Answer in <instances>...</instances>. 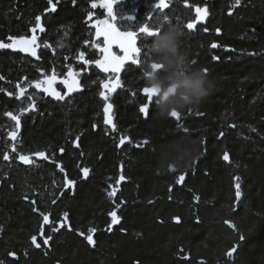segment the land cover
I'll return each instance as SVG.
<instances>
[{"label": "trees", "instance_id": "trees-1", "mask_svg": "<svg viewBox=\"0 0 264 264\" xmlns=\"http://www.w3.org/2000/svg\"><path fill=\"white\" fill-rule=\"evenodd\" d=\"M92 2L60 0L52 13L45 11L51 7L48 0H0V42L35 34L39 45V59L18 49H0L4 78L0 79V261L264 264V0H241L238 6L235 0H166L169 8L163 11L153 10L158 0H120L128 10L139 8L137 20L129 21L133 27L143 20L150 27L160 26L165 14L171 24L179 21L182 50L196 61L193 66L208 69L215 88L200 105L181 111L179 122L169 114L159 116L156 107L145 118L138 111L143 96L132 95L146 86L144 67L129 71L126 87L109 101L116 113L115 131L104 124V102L99 96L108 74L77 59L80 52L88 60L101 57L93 47L96 42L103 46V38L97 41L95 36V25L107 18V10L91 8ZM186 3L191 7L186 8ZM196 6L208 8L207 32L204 27L189 32L184 26L196 17ZM177 9L182 19L175 15ZM37 15L45 32L31 31ZM213 42L219 47L211 48ZM69 67L81 73L82 90L59 101L35 88L33 82L52 75L54 69V87L66 93L62 79ZM20 88L26 89L24 96H19ZM32 101L34 109L29 108ZM7 113L19 117V128ZM177 123L189 131L185 133ZM122 137L128 139L118 146ZM193 147L196 155L188 166H162L163 160ZM37 152L48 158L35 156ZM225 152L228 161L223 159ZM20 155L34 163H23ZM83 168L90 169L87 179ZM121 174L126 179L117 185ZM181 174L185 181L177 183ZM236 177L241 184L239 200ZM66 180L76 181L74 188H66ZM113 188L116 193L110 197ZM113 210L121 219L108 231V213ZM65 212L71 230L66 225L54 231ZM40 213L49 214V224H44ZM41 225L45 237L52 236L49 245L39 235ZM90 228L97 229L94 246L85 239ZM33 235L40 248L32 244Z\"/></svg>", "mask_w": 264, "mask_h": 264}, {"label": "snow or ice", "instance_id": "snow-or-ice-1", "mask_svg": "<svg viewBox=\"0 0 264 264\" xmlns=\"http://www.w3.org/2000/svg\"><path fill=\"white\" fill-rule=\"evenodd\" d=\"M60 2V0H56V3H53V0H48V4L51 6L50 9H46V12H52L55 13L57 9V4ZM120 0H99V3L96 2V0H93L91 3V8L97 9L99 8L101 11L107 10V18L103 20H98L95 25V36L97 38V41L102 39L101 46L100 42H96L93 47L98 49L101 53V57L99 59L95 60H88L85 59L84 52H80L77 59L80 61H83V65L87 66L90 64H94L97 68L102 70L103 73L109 74V78L107 80L102 81V86L104 91L99 92V96L104 102L103 107V113H104V124L111 126V129L113 131L116 130L117 125L114 123V114L112 112L114 105L110 103V98L113 93L117 92L118 88H122V82L120 78L121 70L124 69L125 75L129 71H135L139 68L144 67L145 63H149L152 58V51L149 47L151 41L163 30L161 26L157 27H150L148 24H144L139 28V33L131 30H124L121 31L119 27H117V17L114 15L113 12V6L114 4H118ZM241 0H235V4L238 6L240 4ZM73 3H75V0H73ZM186 8L191 7V5L185 4ZM169 4L166 2V0H158V2L153 4V10H161L168 9ZM195 13H196V19L190 20L187 22L186 25H184L188 30H195L197 28L198 24H202L206 18L209 16V11L207 7L201 8L199 6L195 7ZM93 14L91 12L88 13L89 18ZM229 15H231V12H229ZM122 19H126L129 21H136L137 17L135 15H129L127 17H121ZM149 20H151V16L148 17ZM36 25L31 29L33 33L36 32L37 29H39L40 32H45L44 27L40 24L41 16L37 15L35 17ZM163 21L166 22L164 24V27L167 26V24H171V20L169 19V16L167 14L163 15ZM179 23V21H177ZM205 32L208 31L207 27H204L203 29ZM220 29L217 28L216 32L217 34L220 33ZM138 35L140 36V46H137V39ZM8 39L11 41L10 43H4L0 42V49H13V50H19L25 53H29L31 56L36 57L39 59V56L37 55V48L39 45L37 44V36L35 34L29 36H10ZM87 43V41L85 42ZM117 46L120 50L122 55H117L116 52L112 51L113 46ZM48 47V45H45ZM60 47H63L61 44ZM219 47V45L215 42L211 44V48L216 49ZM142 49H146L142 52ZM214 60H219V57L214 56ZM126 62H130L127 67H125ZM192 64L196 63V61H191ZM151 66L153 68L159 67L155 63H152ZM43 72V70H41ZM203 71L205 73L208 72L207 68H203ZM81 73L74 71L72 67L68 68L67 71V78L62 81V83L67 87V92L64 94H61L55 90L53 87L54 83L56 82L57 76L55 73V70L53 69L52 75L44 74L43 79H38L34 81V86L36 89H42V91L45 94H48L50 96H53L55 99L59 101H64L65 97L68 96L71 93L77 92L82 90V85L78 77H80ZM145 76V73H142V82L143 78ZM0 79H4L2 76H0ZM26 92V89L20 88L19 96H24ZM8 95H12V93H8ZM133 97H137L142 95L144 98V101L140 103V106L138 108V111L144 115L145 118H147L151 112V110L156 107L155 99H154V91L150 89L147 86H143L139 91L132 92ZM19 98V97H18ZM35 101H32L29 108L34 109ZM29 109H21V112L28 111ZM199 115H203V113H198ZM8 116H10L14 121H16V127L19 128V117L13 116L12 113H7ZM169 116L172 118H175L177 122H179L182 119V113L179 111L173 110L169 113ZM97 126L94 124L93 128L95 129ZM178 128H183V131L187 133L189 129L187 127H183L182 124L177 123ZM234 127V126H233ZM12 138L15 139L16 134L11 133ZM221 136L224 135L223 132L220 133ZM128 139L127 137H122L119 141L118 146H122L125 144V140ZM79 140L80 137H76L75 146L79 147ZM144 144H148V140L143 141ZM141 145H137V147H140ZM12 151H16L15 145H13ZM59 151L63 153L65 151L64 148H60ZM35 156L42 157L44 159H47L48 157L45 155L44 152H37L34 154ZM4 159L8 160L9 155L7 153H4ZM19 159L23 161L25 164H31L34 163V161L27 155H20ZM223 159L225 161L229 160V155L227 152L224 153ZM60 167V171L64 172V168L60 165H57ZM171 167V166H170ZM173 170H175L173 168ZM84 178L87 179L90 169L83 168L82 169ZM121 173H123V164L121 165ZM126 177L121 174L119 176V179L116 180V184L119 185L122 181H124ZM236 184H235V197L237 200L241 197V184H240V177H236ZM185 181V175L181 174L179 175L177 179V183H183ZM76 184V181L74 180H66V184L64 185L66 188H74ZM111 187V185H110ZM171 191V188L169 189ZM116 189L113 188L111 192L108 193L110 197L115 196ZM26 200L28 199L27 196L24 197ZM198 199V197H197ZM33 205H35L36 201L33 200L31 202ZM55 203V201H53ZM38 211V209H34ZM40 215L43 218L44 224H49V214L40 213ZM108 215L111 217V223L108 225L107 230L111 231L113 226L120 223V217L117 215V212L115 210L108 213ZM68 217L69 214L67 212L63 213L62 222L60 223L59 227L55 228L54 231H59L60 228H63L67 225L68 229L71 230V225L68 224ZM177 221H179V217L175 218ZM235 227V225H232ZM97 231L96 228H90L88 229V235L85 237L87 242L90 245H95V241L93 239V234ZM123 231V230H122ZM81 236H84L85 234L83 232L79 233ZM39 235L41 237H44L43 244L49 245V241L52 240V236H46L44 235L43 231V225H41V230ZM243 239V237H241ZM32 244L35 245L36 248H40L41 244L37 243V236L33 235L31 237ZM232 251H235L233 249ZM232 251L228 253L229 256L232 255ZM11 256H15V253H9ZM0 264H3V261H0Z\"/></svg>", "mask_w": 264, "mask_h": 264}, {"label": "clouds", "instance_id": "clouds-1", "mask_svg": "<svg viewBox=\"0 0 264 264\" xmlns=\"http://www.w3.org/2000/svg\"><path fill=\"white\" fill-rule=\"evenodd\" d=\"M160 26L163 30L151 41L150 63L144 65V79L147 87L154 91L157 114L166 117L173 110L183 111L186 107L198 106L214 91V81L195 67L182 50L184 35L179 23ZM152 63L159 67L153 68ZM195 148L162 161V166L174 168L188 166L195 158Z\"/></svg>", "mask_w": 264, "mask_h": 264}, {"label": "flooded vegetation", "instance_id": "flooded-vegetation-1", "mask_svg": "<svg viewBox=\"0 0 264 264\" xmlns=\"http://www.w3.org/2000/svg\"><path fill=\"white\" fill-rule=\"evenodd\" d=\"M126 1H128V0H126ZM124 4L125 3L119 2L118 4H114V6H113L114 15H116V17H117V27H119L121 31L131 30V31H135V32L139 33L140 24H141V26H143L145 24V23H143L144 20L139 25L133 27L131 25V23L129 22V20L121 18V17H127L129 15H135L136 16L137 13L139 12V8L133 6L134 7L133 10H128V9H126L128 6L126 7V5H124ZM130 4L132 5V2H130ZM131 5H129V6H131ZM195 19H196V17L193 20H195ZM131 22L133 23L134 21H131ZM206 22H207V18L202 24H198L197 28L195 30H188L187 28L186 29L189 32H196V30L199 27H204L206 25ZM138 37H139V35H138ZM112 51L116 52L117 55H122L123 54V53L120 52L119 48L117 46H115V45L113 46ZM143 51H144V49H142V52ZM129 63L130 62H126L125 67H127V65ZM124 77H125V71H124V69H122L121 73H120V78H121V82H122L123 87L122 88H118L117 92L112 94L114 97L117 96L121 92V90H123L124 87H126V85L124 83ZM115 115H116V113L114 111V116Z\"/></svg>", "mask_w": 264, "mask_h": 264}, {"label": "rangeland", "instance_id": "rangeland-1", "mask_svg": "<svg viewBox=\"0 0 264 264\" xmlns=\"http://www.w3.org/2000/svg\"><path fill=\"white\" fill-rule=\"evenodd\" d=\"M175 15H177V16L179 17V19H182L181 17L183 16V14H181V12H180L178 9H177V12L175 13ZM192 18H193V15H192ZM102 76H103V75H102ZM107 76H109V75H107ZM66 78H67V77H66ZM66 78H64V79H66ZM108 78H109V77H108ZM64 79H62V81H63ZM62 85H63L62 88H64L65 92H67V87H66L63 83H62ZM53 87H54V85H53ZM54 88H55L56 91H59L58 89H60L61 87H60V88H57V89H56V87H54ZM38 91H39V90H38ZM33 93H34V94H37L36 91H34ZM74 93H76V92H74ZM74 93H71V94H74ZM31 159H32V158H31Z\"/></svg>", "mask_w": 264, "mask_h": 264}]
</instances>
